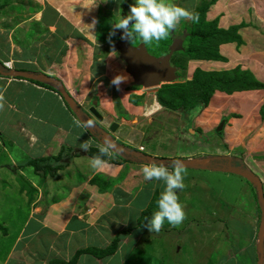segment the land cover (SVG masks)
<instances>
[{
    "label": "rangeland",
    "instance_id": "374dc122",
    "mask_svg": "<svg viewBox=\"0 0 264 264\" xmlns=\"http://www.w3.org/2000/svg\"><path fill=\"white\" fill-rule=\"evenodd\" d=\"M124 1L126 2V0H14L13 2L7 0L4 4L7 12L0 13V41L6 38L7 42L6 45L3 44L2 49L0 47V71H7L6 68L14 71L17 68H26L32 73L34 80L48 86L55 85V87L58 85L53 81H58L64 86L59 78L66 80L68 87L74 90H70L72 92L70 94L64 87L75 100L76 109H72L74 116L81 117L84 121L92 120L95 123L94 127L86 128L89 136L94 132L93 135L95 139H99V142H103L108 135L111 136L118 147L128 151L124 152L128 156H133L130 152L136 153L137 147L143 145L144 151L155 150L162 157L172 156L189 162L199 160L210 164L211 169L208 170L203 167L185 168L183 180L185 187L178 191L177 195L179 202L183 205L186 218L178 227H172L165 220L159 233H151L145 226L136 229L139 221L146 225L149 218L147 214L146 217H138L137 225L135 217L139 211L134 212L133 209L131 224L135 227L134 231H130L131 236L130 234L126 236L127 233L119 235L120 249L113 256L102 260V263L264 264V237L259 252L260 259L256 250L259 245L260 223L264 219V209H261L259 201L260 193L264 202V129L261 128L262 125L264 126V120L260 113L264 105V100L261 102L263 97L261 96V99L258 98L255 102L251 101L252 110L247 109L249 117L243 120L244 114L232 111L233 106L229 104L238 103L240 100V102L246 101L243 96L235 93L233 100H230V95L215 91L205 107L210 106L207 115L214 112L218 118L213 120L209 128L207 126L206 128L201 126V128L198 126L199 123L193 120L205 107L185 104V100H192L191 97L195 94L186 92L193 74L191 76L185 74L184 70H180L179 74L183 76L180 80L151 89L131 86L132 77L124 71L126 64L119 58L117 50L123 45L125 39H121L120 30H116L111 41L109 38V33L113 30L112 24L122 16ZM170 3L194 13L195 5H192V0H172ZM4 5L1 6L0 11ZM129 11L130 9L127 10V14ZM94 19L98 22L93 28L91 25ZM191 21L181 20L173 32L181 34L184 29L188 32L182 42L183 53L189 45L188 38L193 31ZM237 27L236 32L240 36V25ZM171 42L172 38L168 36L165 40L154 41L144 46L149 55L159 57L166 52ZM127 44L129 47L137 48L141 44V39L137 37L132 42L128 40ZM30 50L34 55L31 62H17L21 57L32 54L28 53ZM183 53L180 52V54ZM223 67H220L221 70L218 71L231 69L227 70L228 65ZM48 71H52L54 75H48ZM56 75L60 77L57 78ZM116 75H123L126 79L119 90L111 84ZM50 77L52 79H49ZM1 79L4 85L8 87L12 85V82ZM161 98L170 105L161 103ZM181 98H184V101L180 100ZM98 107L103 111H105L103 108L107 107L112 119L111 124L118 126L121 123L129 124L134 131L127 133L125 138L111 133L109 126L103 125L91 110L93 108L95 112ZM23 121L33 128L37 126V123L33 121ZM248 124L250 125L248 128H251L249 135L253 129V131H260V134L254 131V135L261 137L253 138L257 141L249 140L247 144L242 134L247 130ZM192 132H195L197 136ZM73 134L74 141L69 142L70 145L79 146L88 137L80 130H74ZM11 137H15L14 141L19 143L20 148H24L23 152H17L20 154L19 157L13 155L14 160L21 164L34 160L41 165L43 162L35 159L37 156L52 155L53 149L57 150L58 142H53L42 153L38 151V146L30 145L26 142L27 140L17 137L16 133L10 129L4 131L2 140L8 144ZM45 138L47 137L43 136L42 140ZM244 144L248 145L245 149ZM96 146L99 148L100 144L97 143ZM115 156L108 154L107 161L113 163ZM66 162L67 158H61L58 163L60 168ZM2 164L9 166L10 161L0 146V165ZM221 166H225L224 170ZM214 167L221 171L211 172ZM35 169V166L28 165L23 167L22 173L16 174L12 173L11 168H0V226L5 228L4 231L0 229V258L2 259L7 257L15 235L25 226L28 215L33 213L32 207L39 206L36 199L41 198L40 191L31 192L29 188L27 189V184L42 181L40 179L42 174L35 173ZM41 171L44 173L42 168ZM50 177L48 175L46 179ZM82 178L83 176L77 173L74 183L68 181V184L72 186L79 184ZM66 180H70L69 176ZM49 183L55 185L52 180H49ZM148 186L152 189L153 183ZM156 187L152 191L157 194H154L151 202L157 205L159 190L158 185ZM149 188H144L141 193L145 197L144 201L149 197ZM25 191L28 194H25ZM45 192L47 194L42 195L40 199L43 208L48 200V191ZM154 209L158 207L152 206V213ZM34 226L35 223L31 221L29 228L32 229ZM48 238L47 234L40 233L39 238H35L32 242V245L39 250L33 251V254L25 251L22 260L20 249L24 246V242L17 243L16 250L11 252L14 253L10 255L8 264H18V258L22 261L21 264H37L40 260L36 258L37 261H35L32 257L33 255L42 258L46 256ZM113 238H110L109 243L106 244L100 239H92L90 234L85 239L72 240L69 251L73 254L77 249L85 247L105 248ZM122 241L125 243L121 245ZM95 261V258L88 255L81 264H90ZM49 262L50 260H46V264Z\"/></svg>",
    "mask_w": 264,
    "mask_h": 264
},
{
    "label": "crops",
    "instance_id": "0c3cea01",
    "mask_svg": "<svg viewBox=\"0 0 264 264\" xmlns=\"http://www.w3.org/2000/svg\"><path fill=\"white\" fill-rule=\"evenodd\" d=\"M6 1L7 0H0V8ZM13 1L14 0H12V2ZM192 1V5H195L193 11L195 8L199 7L203 1L209 3L206 21L210 22L216 20L218 28L225 30L227 28L236 27L238 29L237 26L240 25L239 35L241 37H239L242 41L239 44L237 42H228L219 45V55L222 58H226H223L224 62L223 60L222 62L221 60H188L183 54L175 53L171 59L172 63L179 66L181 71L184 70L185 74L191 76L198 68H200V70L220 72L218 70L224 68L223 66L228 65L229 67L227 70L230 68V70H232L239 66L240 69L242 68V71H249L257 82L264 84V0ZM169 2H172V0ZM132 3H134V0H130L129 6ZM18 10L19 9H17V11ZM6 12L7 8L6 5H4L0 13L3 14ZM3 44H7L6 38L0 41L1 49L3 48ZM28 53L32 54L21 57L17 62H31L34 59L33 51L30 50ZM236 60L239 61L237 62ZM22 69L23 68H20V70ZM28 70L29 69H26V71ZM47 74L50 76L54 75L52 71H48ZM56 77L59 78L60 76L56 75ZM1 78H3V80L6 79L7 82H12V85L10 87L4 85ZM49 79H52V77ZM59 79L64 84L63 88H67L70 92L72 88L68 87V82L64 79L62 80L61 77ZM42 84L43 83L37 85L28 80H21L13 77L4 78L0 76V91L3 92L5 99L4 109L0 111V146L5 156L10 161L9 166H7V164H2L0 168L7 167L8 169L11 168L12 173H22L23 167H27V163L29 162L21 164L14 160L15 158L13 155H18L19 157L20 154L17 152H23L24 148H20L19 143L14 141L15 137H11L8 144L2 140V135L6 129L15 132L17 137L27 140L26 142H29L30 145L38 146V151H42V153L49 148L51 143L58 142L56 145L57 150L54 148L52 155L43 154L42 156H37L35 159L55 157L57 154H60L62 159L67 158V162L57 171L54 177L51 176L46 179V177L41 178V175L40 179H42V181L27 184V189L29 188V191H40L39 196H41V198L42 195L47 194V192H45L47 190L48 200L43 208L41 206L42 203H40L41 198L39 200L36 199L39 206L32 207L33 213L31 212V214L28 215V220L25 222L26 227L24 226L20 232L15 235L13 244L9 248L10 251L7 252V257H5V259L0 258V263L2 262V264L9 263L8 260L11 259L9 257L14 253L11 252L16 250L17 246L15 245L17 243L24 242V246L20 249L21 260L23 259L25 251H29L30 254H33V251L37 252L39 249L34 247L32 242L35 238H39L40 233L47 234L49 238L46 246V256L42 258L41 256L35 257L33 255L32 257L35 261H37L36 258H38L40 260V262L38 261L39 264H46V260L69 261L74 254L69 251L72 240H82L87 238L90 234L92 239H100L106 244L109 243V239L112 237L123 235V233H127L126 236H128L130 231H134L135 229L131 224V217L133 218L132 214L136 212V210L139 211L135 217L137 222L138 217H141L148 208L151 200H153L154 194H157L152 190H155L158 185L159 193L156 199L158 201L165 187L162 181H145L142 172L143 167L151 163L153 159H175L172 156L162 157V155H159V152L150 150L146 152L150 160L143 161L144 157L128 156L126 153L120 151V153L114 157L115 160H112L113 163L108 162L111 167L99 171L93 170L89 165V158L91 156L81 150L78 145L69 144V142L74 141V130H80L88 135L87 127L84 126L85 121L82 120L81 117L78 118L74 116L72 108L65 104L61 97L55 92L57 90L55 85L49 86V88L55 90L53 91L48 88V85ZM263 91V89H259L237 93L243 96V99L246 101L240 102V100L238 103H229L230 106H233V109L231 108L232 111H239L244 114L242 115L244 117H242V119H247L249 115L247 109L249 108V111H251L252 109L250 107L253 106L251 101L254 100L255 102L258 98L261 99L262 96V102L264 100ZM120 92H122V90ZM71 93L72 92H70V94ZM235 95L236 94L230 95V100H233V96ZM125 98L127 99V97ZM72 100L75 103V100ZM209 107L208 105V107L203 108L193 120L199 123L198 126L204 128L207 126L209 128L213 120L218 118L217 115H214V112L210 115L206 114L208 113L207 110ZM98 109L104 113L105 117H111V115L108 114L107 107L103 108L106 112L100 107H98ZM188 119H185V121L189 122ZM23 120L33 121L37 123V126L33 128L27 123H24ZM78 121L80 124L77 123ZM256 123L258 122L256 121ZM75 126H77V128H75ZM127 126L131 131H134L132 126H129V124ZM248 127H250L249 124L247 125V130L242 134L247 144L249 140L255 142L257 140L254 141L253 138L261 137L260 135L258 137L256 135L258 133L260 134V131L254 130L256 131L254 135L253 129L251 135H249L251 128ZM187 128L189 127L187 126ZM261 128L264 129V126L262 125ZM8 133L11 132L8 131ZM192 133H194V135L196 134L195 132ZM93 134L94 132L91 136L88 135L87 138L83 137L88 140L91 145L93 144L92 146H96L97 143L93 139ZM43 136L47 138L42 140ZM249 136H251V139H249ZM247 144H244V149L246 148L245 146H248ZM205 157L209 158L208 156ZM163 164L166 166L168 165V163L165 162ZM211 172L219 173L220 171ZM77 173L83 176V180L79 184H74L73 186L69 185L68 181L74 183ZM68 176L70 180H66ZM93 177L98 179L96 183L91 184L90 180ZM49 180H52L55 185H51ZM151 183H153L152 189L148 186ZM146 187L150 189V193L148 199L144 201L145 197H143L141 193ZM21 190L20 192H22ZM25 192V194H28L27 191ZM22 193H24V191ZM25 199H27L26 196ZM31 221L35 223L32 229L29 228ZM138 228L143 227L138 226L136 229ZM0 229H3V231L5 230L2 226H0ZM129 236H131V234ZM36 243H38V241ZM124 243L125 242L122 241L121 245ZM119 249L120 247L118 246L116 252ZM85 256L88 255H81L76 264H81ZM20 259L18 258V264L22 262ZM95 260V262L90 264H104L102 260L96 258Z\"/></svg>",
    "mask_w": 264,
    "mask_h": 264
},
{
    "label": "clouds",
    "instance_id": "9594fccd",
    "mask_svg": "<svg viewBox=\"0 0 264 264\" xmlns=\"http://www.w3.org/2000/svg\"><path fill=\"white\" fill-rule=\"evenodd\" d=\"M129 7V13L126 16H121V18L116 23L112 24L113 30L109 33L110 41L111 37L116 34V30H120L123 33L121 39H126L132 42L134 39L139 37L142 42L147 45L153 43L154 41L159 42L167 39L170 32L173 31L178 26V23L183 19L192 20L194 23L199 21L198 13L189 12L184 8L175 6L171 4L169 0H135V3ZM97 22L98 21L94 19L91 26L94 28ZM6 66L8 67V65ZM6 69L7 71H0V73H8L10 77L13 73L19 71V69L16 71L11 70L10 68ZM30 74L32 75V73ZM28 81L33 82L36 80H34L32 76L31 80ZM124 82H126V79L123 75H116L112 79L111 84L115 86L117 90H119L120 85ZM131 86L140 89L142 88L132 84ZM63 90L65 91L64 88ZM56 91L59 93L58 88ZM67 95L69 94L67 93ZM69 96L71 97V95ZM4 106V95L3 92L0 91V111L4 109ZM77 123L80 124L79 121ZM120 125L127 126V124ZM84 126L87 128H92L95 126V123L92 120H87L84 122ZM132 132L133 131H130V133ZM93 139L96 143L100 144V146L98 149V154L89 158L90 167L97 171L111 167L108 161L103 159V157L108 154L117 155L120 153L119 150L116 152L113 151L114 146L111 140L107 137L104 138L103 142H99V139H95V137H93ZM79 147L84 152H88L91 144L86 140L81 143ZM136 153L140 154V157L147 156L146 150L144 151L142 145L137 147ZM142 172L145 181H162L165 185L164 190L161 192L157 201L158 210L153 213L150 219H148L145 227L151 233H159L165 220H167V222L172 227H178L186 218L183 205L179 202V197L177 195V192L183 190L185 187L183 182L185 174L184 162L181 160H174L171 161L167 166L163 163L157 164L152 162L146 164L143 167Z\"/></svg>",
    "mask_w": 264,
    "mask_h": 264
},
{
    "label": "trees",
    "instance_id": "16d2710c",
    "mask_svg": "<svg viewBox=\"0 0 264 264\" xmlns=\"http://www.w3.org/2000/svg\"><path fill=\"white\" fill-rule=\"evenodd\" d=\"M126 1L130 2V0ZM208 4V2L203 1L202 4L194 10V13H198L199 15V21L195 23L191 21L193 31L192 33H190V39L188 38L189 45H187L188 47H186V51L185 53H183L184 57H186L188 60H222L223 58L219 55L218 52L219 45L228 42H237L239 44L242 41L236 32V27H231L227 30H224L218 28L216 20L210 22L206 21V13L209 8ZM122 6V10L126 9L125 2ZM0 75L10 77L8 73H0ZM11 77L21 80H31L32 75L28 71H26L25 68H23L22 70L19 69V71L13 73ZM33 83L41 84L38 81H33ZM188 88L189 89H186V92L195 94L191 97L192 100H185V104H192L193 106L195 105L199 107H205L209 102L210 96L215 91H220L227 95H233L235 93L263 89L264 85L257 82V80L249 71H242L238 66L229 71L211 73H205L200 69H196L193 73L192 79L189 82ZM49 89L55 91L52 88ZM192 89H194V91H192ZM55 92L62 98L63 102L67 104L64 99L62 90H59V93L57 91ZM180 100L184 101V98H181ZM161 103L170 105V103H165L162 98ZM261 110V118L264 120V105L262 106ZM98 149V147H91L87 153L92 157L98 154ZM109 155L115 156L114 154ZM107 157L108 155L104 156L103 159L107 161ZM37 160L43 163L40 165L39 163L32 160L29 161L27 164L35 166V173L42 174L43 177H46L48 175L54 177L57 174V171L60 169V165L58 164L61 160L60 154L55 157L38 158ZM41 168L44 173H41ZM97 179L98 178L93 177L90 180V183H96ZM152 206L157 205L154 202H151L148 208L141 215V217H146L147 214L148 218L150 219L153 213L158 210L154 209L152 213ZM140 222L141 221H139V226L144 227L145 225L141 224ZM119 237V235L115 236L111 240V243L105 248L92 247L79 249L67 262L60 260H51L48 264H76L78 258L81 255H90L98 260H104L112 256L116 252L119 246V242L121 241ZM252 247L254 248L253 244Z\"/></svg>",
    "mask_w": 264,
    "mask_h": 264
},
{
    "label": "water",
    "instance_id": "95a60500",
    "mask_svg": "<svg viewBox=\"0 0 264 264\" xmlns=\"http://www.w3.org/2000/svg\"><path fill=\"white\" fill-rule=\"evenodd\" d=\"M125 4H126V9L122 10V15L126 16L127 10L129 9L130 2L126 1ZM174 30L171 31L169 34L170 38H172V42L168 46L166 52L159 57H154V56L149 55L142 40H141V44L139 47L133 48V47H129V45L127 44L128 40L125 39L124 42L122 43L123 45L120 48L119 47L117 48V50L119 51V58L126 64V68L124 71L132 77L131 79L132 85L142 87L144 89H149V88L158 87L161 84L173 83L177 80H180L183 77L181 74H179L181 70L180 67L177 65H174L171 59L175 53H180V52L183 53L182 42L183 40H185L187 31L183 30L181 34H174L173 33ZM121 35H123V33ZM53 82H56L58 85L57 88L59 90H62L64 99L69 105V107H71L72 109H76L75 103L73 102L72 98L69 95H67V93L63 90L62 85L58 81H53ZM91 110L93 111V113H95L94 115L98 117L99 121H101L103 125L109 126V130L111 133H114L115 135L122 137V138H125L127 136V133H130L131 130L128 128V126L126 125L118 126L117 124H111L112 119L110 116L105 117L104 113L101 112L99 109H97L95 112L93 108ZM107 138L111 140L114 146L113 151L115 152L117 150L122 151V152L126 151L125 149L118 147L117 143L115 142L114 139H112L111 136L108 135ZM130 154L133 156H137V157L141 156L140 154L133 153V152H130ZM143 159H144L143 161H149L150 157L144 156ZM174 160L183 161L185 164V168L188 167V168L200 169V167H203V168H206L207 170L211 169L209 166L210 165L209 163H206V162L203 163V162H200L199 160L196 162L194 161L189 162V161H185L182 159H169V160L153 159L152 162L160 164L164 162L165 163L171 162ZM212 166H215V165H212ZM217 167H214L212 171L220 170V169H217ZM223 167L225 166H221V169H223ZM259 201L261 204V209L262 208L264 209V202H263V198L260 195V193H259ZM263 237H264V219H262L260 223V230L258 233L259 245L258 247H256L257 255L259 259H260L259 252L261 250Z\"/></svg>",
    "mask_w": 264,
    "mask_h": 264
},
{
    "label": "built area",
    "instance_id": "2783aa9c",
    "mask_svg": "<svg viewBox=\"0 0 264 264\" xmlns=\"http://www.w3.org/2000/svg\"><path fill=\"white\" fill-rule=\"evenodd\" d=\"M140 149H142V148H140Z\"/></svg>",
    "mask_w": 264,
    "mask_h": 264
}]
</instances>
